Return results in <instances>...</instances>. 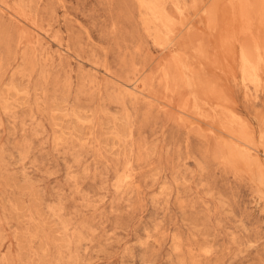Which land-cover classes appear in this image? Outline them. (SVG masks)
<instances>
[{"label":"rangeland","instance_id":"obj_1","mask_svg":"<svg viewBox=\"0 0 264 264\" xmlns=\"http://www.w3.org/2000/svg\"><path fill=\"white\" fill-rule=\"evenodd\" d=\"M230 1L0 0V264H264V23Z\"/></svg>","mask_w":264,"mask_h":264},{"label":"bare ground","instance_id":"obj_2","mask_svg":"<svg viewBox=\"0 0 264 264\" xmlns=\"http://www.w3.org/2000/svg\"><path fill=\"white\" fill-rule=\"evenodd\" d=\"M256 1V0H255ZM259 1V2H258ZM252 2V1H251ZM259 4H258V3ZM257 4H255V3H253V4H251L250 3V0H232V1H230V9H231V13H232V26L235 24V25H237L238 26V33L241 31V29L239 30V26H243V25H248V24H250L249 26V28H251V23H252V21H253V18L254 17H256L257 18V20H258V22L261 24H263L264 23V6H263V4H264V0H257ZM228 3H229V1H228ZM255 4V5H254ZM248 27V26H247ZM251 30V29H250ZM243 31V30H242ZM241 31V32H242ZM247 33L248 32H250L249 30H245ZM240 32V33H241ZM244 33V35H245V37L247 36V33ZM250 33H252V31L250 32ZM229 34H231V35H234V34H236V30H235V28L233 29V27L231 28V33H229ZM254 34V33H253ZM252 34V35H253ZM231 35H229V37H231ZM237 35V34H236ZM250 37V36H249ZM253 37V36H252ZM232 38V37H231ZM251 38V37H250ZM249 38V39H250ZM254 38H256V39H258V36H255ZM236 39H237V37H236ZM230 40V39H229ZM250 40H252V42H254V40L251 38ZM226 41H228L227 39H226ZM231 41H232V39H231ZM257 41V40H256ZM234 42V41H233ZM250 42V41H249ZM260 42V41H259ZM263 42H264V40H263ZM223 43H224V41H223ZM239 43V42H238ZM258 43V42H257ZM257 43H255V44H257ZM225 44V43H224ZM254 43H252V44H250V47H249V49H250V51L251 52H257V54H259V52L257 51V50H259V48L258 49H254V48H257L258 47V45H256L257 47H255L254 45H253ZM264 44V43H263ZM262 44V45H263ZM240 45V44H239ZM251 45H253L254 46V51H253V49H252V46ZM262 45H261V47H262ZM249 46V45H248ZM241 47H243V46H241ZM226 48V47H225ZM244 48H245V46H244ZM244 48H243V50H244ZM249 49L245 52V53H247L248 55H250L249 53L250 52H248L249 51ZM263 49H264V47H263ZM263 49H261V50H263ZM245 51V50H244ZM244 51H242V50H240V62H241V64H239V68H240V65H241V71H244L245 72V74L247 75L248 74V72L246 73V68L248 67V66H252V64L254 65V67H253V69L252 68H250V69H252V71H256V70H254V68H255V64H256V62H254V61H252V60H249V59H251L252 57L251 56H257V55H254V54H251L250 56H247V54H245L244 53ZM261 52H263V51H261ZM236 53V52H235ZM239 54V53H238ZM260 55V54H259ZM263 56H264V54H263ZM248 57H250L249 59H248ZM261 58V56H257V61H258V58ZM174 58V57H173ZM176 58H178V57H176ZM238 58V57H237ZM259 58V59H260ZM253 60H255V59H253ZM239 62V63H240ZM250 62H254V63H251L250 64ZM259 62V61H258ZM263 62V61H262ZM248 71V70H247ZM251 71V70H250ZM244 72H243V75H245L244 74ZM20 91V90H19Z\"/></svg>","mask_w":264,"mask_h":264}]
</instances>
